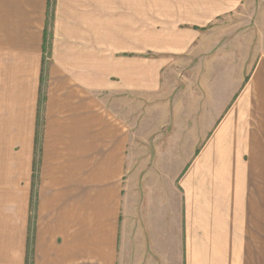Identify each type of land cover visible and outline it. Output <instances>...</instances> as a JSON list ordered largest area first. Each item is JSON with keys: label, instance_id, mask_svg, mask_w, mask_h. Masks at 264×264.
Returning a JSON list of instances; mask_svg holds the SVG:
<instances>
[{"label": "crops", "instance_id": "1", "mask_svg": "<svg viewBox=\"0 0 264 264\" xmlns=\"http://www.w3.org/2000/svg\"><path fill=\"white\" fill-rule=\"evenodd\" d=\"M258 1L0 0V264H244Z\"/></svg>", "mask_w": 264, "mask_h": 264}, {"label": "rangeland", "instance_id": "2", "mask_svg": "<svg viewBox=\"0 0 264 264\" xmlns=\"http://www.w3.org/2000/svg\"><path fill=\"white\" fill-rule=\"evenodd\" d=\"M167 90L178 91L176 99H179L186 91V84L181 83L177 88L167 87ZM214 152L216 154L211 152L210 157L212 166L225 168L229 174L227 180L232 175L235 182L241 179L244 185L241 258L244 264H264V151ZM247 209L250 217L246 216Z\"/></svg>", "mask_w": 264, "mask_h": 264}]
</instances>
